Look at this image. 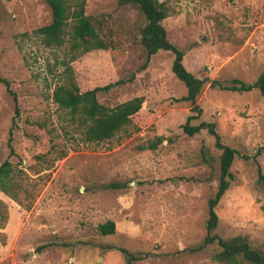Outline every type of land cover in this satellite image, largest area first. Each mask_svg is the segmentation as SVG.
I'll use <instances>...</instances> for the list:
<instances>
[{
    "label": "rangeland",
    "instance_id": "obj_1",
    "mask_svg": "<svg viewBox=\"0 0 264 264\" xmlns=\"http://www.w3.org/2000/svg\"><path fill=\"white\" fill-rule=\"evenodd\" d=\"M164 1L168 40L184 52V66L205 78L195 100L200 112L179 100L186 87L171 70V51L160 49L142 68L146 19L135 5L85 0V12L104 19L113 48L71 60L66 44L47 47L34 34L51 19L45 0H0V76L19 114L12 126L14 101L0 82V164H12V188L0 190V264H221L215 244L199 246L221 150L205 129L183 132L188 115H197L191 124L214 122L238 151L216 232L245 236L264 252L257 171L258 163L264 175V97L210 86L252 82L264 70V0ZM65 62L81 91L124 79L98 100L112 107L140 96L141 108L111 138L85 141L79 118L52 99ZM158 136L157 148H140ZM109 219L115 231L104 235L97 227ZM120 248L142 258L128 261Z\"/></svg>",
    "mask_w": 264,
    "mask_h": 264
},
{
    "label": "trees",
    "instance_id": "obj_2",
    "mask_svg": "<svg viewBox=\"0 0 264 264\" xmlns=\"http://www.w3.org/2000/svg\"><path fill=\"white\" fill-rule=\"evenodd\" d=\"M118 1L120 5H135L146 19V23L140 31L139 39L146 54V60L142 68L147 67L150 58L160 49L171 51L174 55L171 70L186 87V94L180 97L179 100L189 102L192 110L200 112L195 100L204 86L205 78L196 76L184 66V52L168 40L166 29L162 24V20L170 13L166 1ZM45 2L50 9L51 19L47 24L34 30V34L41 39L45 46L60 47L66 44L71 60H74L79 54L93 49L113 48L112 40L106 34L107 27L104 30V19L100 16L87 14L85 12V0H45ZM63 64L59 83L55 84L52 91V99L58 107L70 111L79 118L82 126V137L85 141H101L111 138L122 127L127 125L131 116L141 108L143 99L140 96L125 100L112 107L98 100V92L106 91L115 85L124 83V79L81 91L70 62ZM0 82L12 94L14 101L12 126H15V119L19 115L17 98L11 90L10 82L7 79L0 76ZM210 86H218L223 90L240 93L256 89L264 97V70L252 82H244L239 78H232L228 84H221L218 80H212L210 81ZM195 118H197V115L187 116L185 122L181 125L183 132L191 136L205 129L214 137L215 146L221 150L219 155V181L216 191L207 201L206 234L202 244L199 246L215 244L217 251L214 254V258L221 264H264L263 250L253 246L247 237L242 235L222 237L216 232L219 221L216 208L229 187L232 178L230 167L238 151L222 142L214 122L200 121L197 124H191V120ZM162 142L163 137L158 136L156 139L141 145L140 148L155 149ZM10 152H12V149ZM202 152H204L203 149ZM257 154L255 153L252 156L254 161H256ZM243 157L248 158V155ZM257 171L259 180L264 181V175L258 163ZM11 172L12 164L8 159H5L0 164V190L6 193L12 188ZM97 228L104 235L112 234L115 231V222L109 219L104 223H100ZM120 250L127 255L128 261L142 258V256L131 253L124 248H120Z\"/></svg>",
    "mask_w": 264,
    "mask_h": 264
}]
</instances>
